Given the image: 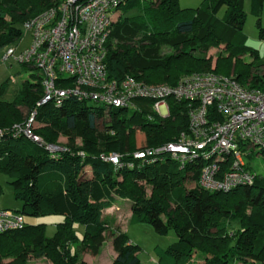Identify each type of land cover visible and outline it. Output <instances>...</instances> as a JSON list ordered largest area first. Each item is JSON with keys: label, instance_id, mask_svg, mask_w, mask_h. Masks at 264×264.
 <instances>
[{"label": "trees", "instance_id": "obj_1", "mask_svg": "<svg viewBox=\"0 0 264 264\" xmlns=\"http://www.w3.org/2000/svg\"><path fill=\"white\" fill-rule=\"evenodd\" d=\"M61 1L0 0V49L19 40V23ZM137 4V0H128L118 9L124 7L125 13ZM250 4L251 13L261 24L264 0H250ZM7 15L11 20H6ZM245 20L244 0H202L196 7H182L179 0H148L141 12L132 17L118 16L113 22L106 42L108 78L120 81L132 75L148 84H175L187 72L211 68L212 58L198 56V50L203 53L224 44L228 55H219L217 66L210 71L234 75L243 84L264 89V76L252 71L259 55L247 44ZM162 44L169 47L167 52H161ZM245 54L252 60L243 61L237 70ZM224 60L228 67L222 65ZM31 67L37 73L31 72L12 101L3 98L7 82L0 85V171L12 177L15 198L22 202L17 211L25 218L23 228L0 232V264H24L27 250L16 252L18 260L16 255L13 260H5L11 237L26 240L29 247L57 264H88L83 250L100 254L114 223V218L104 216L103 211L118 197L128 201L132 222H147L164 235L175 229L174 243L166 248L154 247L159 264H264V177L257 175L254 182L226 192L212 191L197 182L207 161L199 159L182 167L169 154L134 155L145 147L138 146L137 132L144 134L146 148L175 140L186 132L189 101L169 98L171 111L166 116L144 98L128 109L75 96L59 105L53 101L38 105L44 89L38 69ZM6 109H17L16 116H1ZM33 110L37 111L36 122L42 124L35 132L47 142L56 143L55 136L47 133L48 127H55L67 133L90 132L86 141L91 147L65 146L66 150L52 154L38 142L16 134L14 124L23 122ZM211 111L213 118H221L214 109ZM114 152L121 155L118 165L102 157ZM257 152L264 155V148ZM87 167L91 174L86 175ZM188 179L195 182L192 188L186 184ZM140 182L151 186L150 196ZM50 214L64 216L53 237L46 236L44 223L29 224L25 217ZM234 220L240 227L231 226ZM74 221L85 226L82 239L75 234ZM114 235L117 255L112 264H141V245L124 232ZM196 254L202 258L196 260Z\"/></svg>", "mask_w": 264, "mask_h": 264}, {"label": "built area", "instance_id": "obj_2", "mask_svg": "<svg viewBox=\"0 0 264 264\" xmlns=\"http://www.w3.org/2000/svg\"><path fill=\"white\" fill-rule=\"evenodd\" d=\"M127 1L62 0L24 23L32 32L31 44L18 55L13 45L7 46L3 60L14 56L38 69L44 89L38 105L49 101L59 105L75 96L107 107L132 108L137 106V99L144 98L165 116L169 98L189 101L187 131L157 147L137 150L135 157L169 154L182 167L199 159L207 161L197 182L212 191L226 192L254 182L258 174L247 168L241 144L264 148V89L214 71L188 73L175 84H148L132 75L120 81L109 79L106 42L118 8ZM211 109L221 118H213ZM36 115L33 110L23 122L14 124L13 131L52 154L66 150L64 145L47 142L35 132ZM2 134L0 128V140ZM102 157L116 165L121 160L116 152ZM24 226L20 212L0 206V232Z\"/></svg>", "mask_w": 264, "mask_h": 264}, {"label": "rangeland", "instance_id": "obj_3", "mask_svg": "<svg viewBox=\"0 0 264 264\" xmlns=\"http://www.w3.org/2000/svg\"><path fill=\"white\" fill-rule=\"evenodd\" d=\"M137 6L131 7L128 11L123 13L124 7H121L117 13L118 16H128L132 17L135 14L141 12V9L145 6L148 0H137ZM180 6L182 7H196L199 6L202 0H179ZM131 3V2H130ZM134 4H136L134 2ZM244 8L246 11V20L243 26V31L247 34L248 41L247 44L257 51L259 58L257 63L252 68V71L264 76V4L261 10V24H258L257 17L251 13V4L250 0H244ZM223 9L220 12V16L223 15ZM117 16V18H118ZM6 20H11L10 16H6ZM18 27L21 30V36L17 42L13 44L15 48L16 55H18L22 50L26 49L32 42V32L25 28V24L19 23ZM224 44H220L217 46H211L209 49L204 51L203 53L198 50L196 53L198 56H204L205 58H212L211 68L210 69H203L198 71H210L213 70L217 65L216 59L219 55L226 56L228 55V50L225 49ZM161 52H167L169 47L166 44H162L160 46ZM203 50V49H202ZM6 49H0V85L3 82H7V90L3 98L5 100L12 101L15 97V93L17 92L18 88L21 86L23 81L29 77L32 73H37V71L32 68L28 64H22L15 57L11 56L9 60L4 61L3 55L5 54ZM252 60L251 55L245 54L243 55V60L240 58L237 70L242 68L243 61L250 62ZM228 61L224 60L222 62L223 66L228 67ZM197 71V70H196ZM188 73V72H187ZM185 73V74H187ZM219 73V72H218ZM223 75H227L225 73H219ZM184 75V74H183ZM35 76L32 79L35 80ZM165 82H157L155 84H161ZM17 109H6L1 112V116L4 118H11L16 116ZM171 111V107L169 106L168 111L166 112L165 116L169 114ZM27 113V110L24 108V114ZM160 114V112H158ZM29 116V113L26 115ZM42 124L36 122V128L41 127ZM99 129L104 130V126L102 122H99ZM48 135L55 136L54 141L56 143L62 144L64 146H73L75 148L91 147V144H87L86 138L91 136L90 132L86 134H79L77 132H62L60 129L55 127H48L47 130ZM45 137V136H44ZM137 143L139 147H146L144 145V134L142 132H137ZM241 150L244 154V159L247 163V168L254 173H257L260 177H264V155L257 152L258 148H247L245 145L241 144ZM80 152H83L80 150ZM91 174L90 167L86 168V175ZM121 179V178H120ZM186 184L189 188L194 186L193 181L190 179L186 180ZM141 186L144 187V190L148 196L152 194L151 186L149 184L140 182ZM239 197H235L234 199L238 200ZM0 206L2 208H10L13 210L20 209L22 207V202L15 198L14 195V187L12 184V177L2 171H0ZM117 206L120 207L121 211L115 213V211L105 210L106 213L111 212L110 214L112 218H114V223L110 231L107 233V241L102 247V251L99 255H94L89 249L83 250V258L87 261L88 264H112L116 250L114 248L113 238L114 234L120 232V229L123 230L124 233L128 235L131 241L134 243H138L141 245L142 250L140 252V258L142 259V264H151V260H155L156 255L154 252V247L156 245H160L162 247H169L172 243L177 240V235L175 229L171 228L169 232L164 235L156 232L151 224L147 222H132L129 217V205L128 201H121ZM250 208L247 207V213L249 214ZM26 221L29 224H36V223H44V230L45 234L48 237H53L58 230V223L63 221L64 216L60 214H50V215H41V216H25ZM234 228L240 227L239 221H231ZM73 229L75 234L78 236L79 239H82L85 234V226L83 223L74 221ZM10 242V244H9ZM17 246L15 249L13 246ZM80 245H78V248ZM18 250V251H17ZM27 250L25 256L24 264H57L54 259L50 256L42 253L40 250L33 249L29 247L25 241H21L20 239L16 238L15 240L11 237L8 240V247H7V257L5 260H13L14 256L16 255V260L19 259L16 252H24ZM194 258L201 259L202 256L200 254H196ZM231 264H244L242 262H234Z\"/></svg>", "mask_w": 264, "mask_h": 264}, {"label": "crops", "instance_id": "obj_4", "mask_svg": "<svg viewBox=\"0 0 264 264\" xmlns=\"http://www.w3.org/2000/svg\"><path fill=\"white\" fill-rule=\"evenodd\" d=\"M116 16H118V13H117V15ZM121 201H124V199H121V198H117L116 199V202L114 203V205L112 206V207H110V208H107V209H105V210H111L112 209V211H115V213H117L118 211H121V209H120V207L119 206H117ZM105 210L103 211V215L104 216H111V215H113V213L112 214H110L111 212H108V213H106L105 212ZM131 215H132V212L130 211V209H129V217H130V219H131ZM120 232H123V230L122 229H120ZM108 239H106V241H107ZM105 241V242H106ZM133 242V241H132ZM105 244V243H104ZM103 247V246H102ZM116 250V249H115ZM101 251H102V249H101ZM117 252V251H116ZM101 253V252H100ZM116 255H117V253H116ZM116 255H115V257H116ZM141 264H142V259H141ZM151 264H159L158 263V261H157V259L155 258V260L153 259V260H151Z\"/></svg>", "mask_w": 264, "mask_h": 264}, {"label": "bare ground", "instance_id": "obj_5", "mask_svg": "<svg viewBox=\"0 0 264 264\" xmlns=\"http://www.w3.org/2000/svg\"><path fill=\"white\" fill-rule=\"evenodd\" d=\"M128 109V108H127Z\"/></svg>", "mask_w": 264, "mask_h": 264}]
</instances>
